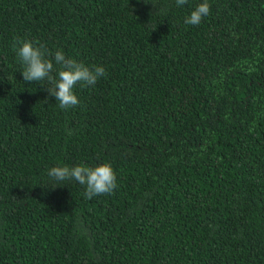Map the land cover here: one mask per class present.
Segmentation results:
<instances>
[{
    "label": "trees",
    "instance_id": "trees-1",
    "mask_svg": "<svg viewBox=\"0 0 264 264\" xmlns=\"http://www.w3.org/2000/svg\"><path fill=\"white\" fill-rule=\"evenodd\" d=\"M202 2L0 0V264H264V0ZM26 40L106 75L61 109Z\"/></svg>",
    "mask_w": 264,
    "mask_h": 264
},
{
    "label": "clouds",
    "instance_id": "clouds-1",
    "mask_svg": "<svg viewBox=\"0 0 264 264\" xmlns=\"http://www.w3.org/2000/svg\"><path fill=\"white\" fill-rule=\"evenodd\" d=\"M187 0H176L177 6H183ZM210 14L207 0L199 3L185 18L188 25H199ZM16 55L23 69L21 76L26 83L46 82L43 85L48 97H54L61 109L73 107L79 103L73 89L77 84L94 86L106 75L103 66L92 68L74 59L67 58L63 50L49 53L43 45L35 46L32 41H23L18 47L14 45ZM51 57V58H48ZM48 176L57 181L74 180L86 187L84 195L91 199L95 195L111 194L117 187V177L109 163L95 167L78 164L72 167L56 166L48 170Z\"/></svg>",
    "mask_w": 264,
    "mask_h": 264
}]
</instances>
